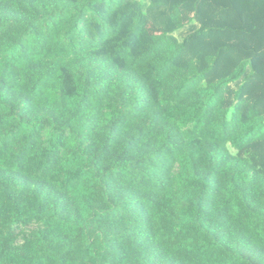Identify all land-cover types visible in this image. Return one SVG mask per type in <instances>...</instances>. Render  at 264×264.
<instances>
[{"label":"trees","instance_id":"trees-1","mask_svg":"<svg viewBox=\"0 0 264 264\" xmlns=\"http://www.w3.org/2000/svg\"><path fill=\"white\" fill-rule=\"evenodd\" d=\"M0 264H264V0H0Z\"/></svg>","mask_w":264,"mask_h":264}]
</instances>
